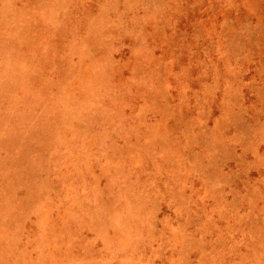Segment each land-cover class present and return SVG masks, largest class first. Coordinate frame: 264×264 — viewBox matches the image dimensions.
<instances>
[{
  "label": "rangeland",
  "instance_id": "rangeland-1",
  "mask_svg": "<svg viewBox=\"0 0 264 264\" xmlns=\"http://www.w3.org/2000/svg\"><path fill=\"white\" fill-rule=\"evenodd\" d=\"M0 264H264V0H0Z\"/></svg>",
  "mask_w": 264,
  "mask_h": 264
}]
</instances>
